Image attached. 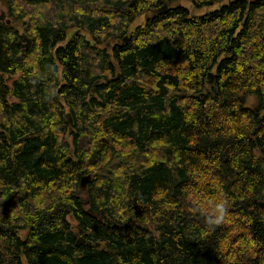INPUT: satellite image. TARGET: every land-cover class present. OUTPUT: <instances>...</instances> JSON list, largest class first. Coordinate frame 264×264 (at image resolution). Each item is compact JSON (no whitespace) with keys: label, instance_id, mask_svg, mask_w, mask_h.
Returning a JSON list of instances; mask_svg holds the SVG:
<instances>
[{"label":"trees","instance_id":"1","mask_svg":"<svg viewBox=\"0 0 264 264\" xmlns=\"http://www.w3.org/2000/svg\"><path fill=\"white\" fill-rule=\"evenodd\" d=\"M174 1L0 0V264H264V0Z\"/></svg>","mask_w":264,"mask_h":264},{"label":"rangeland","instance_id":"2","mask_svg":"<svg viewBox=\"0 0 264 264\" xmlns=\"http://www.w3.org/2000/svg\"><path fill=\"white\" fill-rule=\"evenodd\" d=\"M226 1H223V2H219V3H216L214 5H210V6H203V7H195L189 0H176L174 2L171 3V6H174V5H181L183 7H185L187 10H188V14L189 16H200V15H203V14H206V13H209V11H212L214 9H218V7L225 3ZM0 11H4L5 14L7 13L6 12V9L4 8V5L2 3H0ZM144 18H145V15H139L135 18V20L131 23V27H134L136 24H142L144 22ZM18 25H16V28H17ZM18 29V28H17ZM71 31H69L67 33V39L69 36H71ZM25 41L23 40L22 43H24ZM254 98L253 96H250V98H248V105H251L254 100L252 99ZM87 143V140L85 139H82L81 141V145L84 146L85 144ZM69 222L72 224V226H74L76 223L73 222V219L70 217L69 218Z\"/></svg>","mask_w":264,"mask_h":264},{"label":"water","instance_id":"3","mask_svg":"<svg viewBox=\"0 0 264 264\" xmlns=\"http://www.w3.org/2000/svg\"><path fill=\"white\" fill-rule=\"evenodd\" d=\"M167 10V2L158 10V13H163ZM0 21H4L6 24H9L10 23V20H8V18H6V14L4 11H0ZM18 28V33L22 36V39L25 41L24 43H22V50L24 48H29L31 44V39L23 34V29L20 28V27H17ZM127 39V37H125V40ZM70 121V120H69ZM90 179L89 175H83L80 179V187L81 188H84L85 185L87 184L86 182H88ZM76 243L77 244H81V243H84V240L82 237H78L77 240H76Z\"/></svg>","mask_w":264,"mask_h":264}]
</instances>
